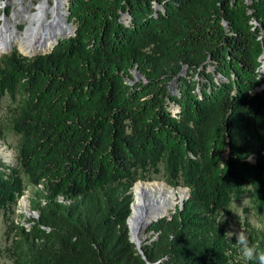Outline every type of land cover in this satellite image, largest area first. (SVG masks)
<instances>
[{
  "label": "trees",
  "instance_id": "1",
  "mask_svg": "<svg viewBox=\"0 0 264 264\" xmlns=\"http://www.w3.org/2000/svg\"><path fill=\"white\" fill-rule=\"evenodd\" d=\"M66 1L73 35L0 56V139L16 136L15 164L0 159L11 264H258L227 227L241 199L264 222V0ZM157 175L188 195L147 227L143 259L129 189ZM25 189L28 226L9 218ZM243 225L264 251V228Z\"/></svg>",
  "mask_w": 264,
  "mask_h": 264
},
{
  "label": "bare ground",
  "instance_id": "2",
  "mask_svg": "<svg viewBox=\"0 0 264 264\" xmlns=\"http://www.w3.org/2000/svg\"><path fill=\"white\" fill-rule=\"evenodd\" d=\"M31 2L27 3L34 10H25V14L13 15V21H20L23 18L27 20V25L24 31L18 32L10 24L7 19L0 27V53L14 46L18 41L17 47L25 55H31L47 50L61 35H67L71 31V27L66 24L65 14L63 10L64 0H36V5ZM50 17V18H49ZM36 56V55H34ZM179 191V200L177 199L175 190L171 189L162 182H140L135 183L132 187V192L135 201L146 202L147 206H152L153 199L160 202L165 213H169L176 206L177 201H180L185 192L182 188ZM20 207L27 212L28 206L26 198H22L19 202ZM129 233L132 239L140 240L135 221L129 222Z\"/></svg>",
  "mask_w": 264,
  "mask_h": 264
},
{
  "label": "rangeland",
  "instance_id": "3",
  "mask_svg": "<svg viewBox=\"0 0 264 264\" xmlns=\"http://www.w3.org/2000/svg\"><path fill=\"white\" fill-rule=\"evenodd\" d=\"M29 1L31 2V0H0V27L3 24V22L7 19V21H9L10 24L12 25L14 24L13 27H16L15 30H17L18 32L24 31L27 25V20L23 18L22 20L20 19V21H13L12 17L13 15H16L17 12L19 15L25 14L24 9L22 12V8H25L26 11L31 10V12H33L34 10L32 9V6L27 4ZM246 1L249 2V0H246ZM32 2L35 5L37 3L36 0H33ZM62 8L65 12H67V1L66 0H64V4ZM64 17H65V20L67 21L66 16ZM250 22L253 24H256V21L253 18H251ZM66 24L70 26L72 30L73 25L69 21H67ZM223 24L225 25V21H223ZM18 44L19 43L17 41L15 42L12 48L6 49V51H1L0 56L10 52L11 50H15L19 54H23L24 56H27L19 50V48L17 47ZM34 55L35 54H33V56ZM31 56L32 55H28L27 57H31ZM258 61L260 62L258 71L260 72L261 85H264V51L262 52L261 55H259ZM132 74H133V81L143 80L142 77L136 79V76L133 71H132ZM6 111H7V100L6 98H1L0 99V117L4 116ZM15 143H16V136L11 132H6L4 134V137L0 139V159L8 165L15 164ZM152 180L153 181L149 180L150 182H146V183H151V182L165 183V181H163L160 175L154 176ZM170 188L175 190L177 199L179 200V191L181 189L178 190L176 188H172V187ZM22 198H26L27 205H29V189H25L24 193L18 198L16 203L13 205L9 218L14 223L28 226L27 220L30 218H36L37 213L34 211V214H32L31 213L32 210H30V208H28V211L25 212L19 205V202ZM178 202L179 201H177V203ZM175 208L176 206L174 207L173 210H175ZM231 209L234 212V214L237 215V217L239 218V223L237 224L232 223V222L229 223V226L227 227L228 236H232L238 233H243L246 236V232H245L244 225H243L245 223H248L257 228H264L263 220L259 218L257 215L253 214L251 210L247 209L246 199H241L240 201L233 202L231 204ZM4 232H5V223L2 217L0 216V264H11V261L8 259L7 253L4 250L9 245L10 239L5 237ZM151 234L152 233L150 232L144 233V237L141 240V244L145 242L149 237H151ZM239 251H240L239 256H242V250H239Z\"/></svg>",
  "mask_w": 264,
  "mask_h": 264
},
{
  "label": "water",
  "instance_id": "4",
  "mask_svg": "<svg viewBox=\"0 0 264 264\" xmlns=\"http://www.w3.org/2000/svg\"><path fill=\"white\" fill-rule=\"evenodd\" d=\"M64 14H65V16L67 18L68 13L65 12ZM73 32H74V27L72 28V30L67 35H61V37L57 38V40L47 50H45L43 52L35 53V55L42 54V53H45V52L49 51L51 49V47L58 41V39L73 35ZM31 55L33 56V54H31ZM133 72H134V74L136 76V79H138L140 77H142L144 79L143 75H141L136 69L133 70ZM263 88H264V85H261L259 87H256L255 90L259 91V90H262ZM138 181L143 182L142 180H138ZM134 184H135V182L131 185V187L129 189V191L131 193V201L129 203V213H128L126 219H125V223H126V226H127V229H128L129 240L134 244V247H135L137 253L140 254L141 258L144 259V257L142 256V252L140 250V246H141L140 240L132 239L131 236H130V233H129V222L131 220L135 221L136 228H137V233L139 234V237H141V240H142L143 237H144V233L146 232L147 227L152 222L156 221L157 219L168 215V213L164 212L163 207L160 204V202L156 201L155 199H153L152 202H153L154 205H152L151 207L147 206L146 202L135 201L134 196H133V192H132V187H133ZM175 187H180L185 192L184 197L176 204V208L179 210V209H181L183 200L188 195V188L185 187V186H183V187L182 186H175ZM173 211H170V212H173ZM31 213L34 214V211H31ZM146 264H154V263H150V262L146 261Z\"/></svg>",
  "mask_w": 264,
  "mask_h": 264
},
{
  "label": "clouds",
  "instance_id": "5",
  "mask_svg": "<svg viewBox=\"0 0 264 264\" xmlns=\"http://www.w3.org/2000/svg\"><path fill=\"white\" fill-rule=\"evenodd\" d=\"M236 244L241 246L242 255L246 260H251L255 256L258 260V264H264V251L257 253L254 247L249 246L248 240L243 233L234 234Z\"/></svg>",
  "mask_w": 264,
  "mask_h": 264
}]
</instances>
